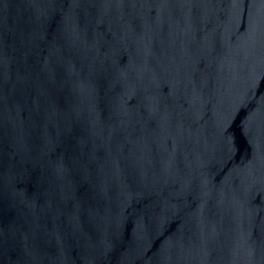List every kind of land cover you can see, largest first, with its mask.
<instances>
[{"label": "water", "instance_id": "obj_1", "mask_svg": "<svg viewBox=\"0 0 264 264\" xmlns=\"http://www.w3.org/2000/svg\"><path fill=\"white\" fill-rule=\"evenodd\" d=\"M0 264H264V0H0Z\"/></svg>", "mask_w": 264, "mask_h": 264}]
</instances>
